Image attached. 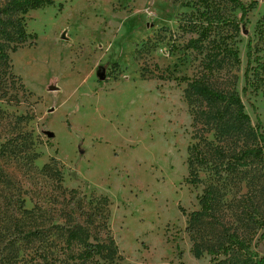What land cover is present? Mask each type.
Returning a JSON list of instances; mask_svg holds the SVG:
<instances>
[{
    "label": "rangeland",
    "instance_id": "obj_1",
    "mask_svg": "<svg viewBox=\"0 0 264 264\" xmlns=\"http://www.w3.org/2000/svg\"><path fill=\"white\" fill-rule=\"evenodd\" d=\"M242 2L245 16L229 0H54L24 16L35 36L0 59V264H236L210 252L233 232L264 254V156L250 152L264 0ZM193 81L238 94L248 120L228 124L231 105ZM195 149L206 162L191 167ZM210 189L213 209L192 217ZM103 198L120 257L80 258L70 233L106 240L90 217Z\"/></svg>",
    "mask_w": 264,
    "mask_h": 264
},
{
    "label": "trees",
    "instance_id": "obj_2",
    "mask_svg": "<svg viewBox=\"0 0 264 264\" xmlns=\"http://www.w3.org/2000/svg\"><path fill=\"white\" fill-rule=\"evenodd\" d=\"M233 4L237 5L241 11L242 16L247 15L250 5L246 6L242 0H229ZM54 3V0H8L5 4L0 6V59L8 61V53L6 47H11L13 51H16L20 44L27 41L29 38H33L35 35L28 33L26 30V24L24 16L33 9L42 8ZM12 44V45H11ZM191 89L202 95L205 99L210 101L222 100L227 103L226 112L230 105L233 108L230 114L228 124L233 120L240 123L248 120V114L243 109V103L238 94H223L219 91L212 90L206 84L200 81H193L191 83ZM223 116V114L221 115ZM256 138L257 144L250 148V152L255 156H264V123L258 122L256 126ZM206 159L198 153L195 149L194 153L189 158V164L191 167L197 163H204ZM198 177L196 172H192L190 182L196 183ZM215 204V195L213 190H208L201 198V209L193 212L192 217L198 218L203 215H208L213 209ZM107 205V199L103 198L98 200L94 206L93 212L90 217L98 219L103 217V227L106 229V240H89V232L82 225H75L74 229L70 233V238L78 240L84 244V250L80 253V258H90L94 255H100L105 259L113 261L116 256L120 257L118 247L110 236L108 228L106 226L107 214L104 213L105 206ZM103 215V216H102ZM211 253L224 254L231 258L234 257L236 264H264V254L259 255L256 252H252L249 249L247 242L242 239L237 233H229L226 236V240L216 249H211ZM196 254H201L200 249H196ZM229 258H226L220 263H226ZM233 260V259H232ZM126 264V263H120ZM217 264V263H216Z\"/></svg>",
    "mask_w": 264,
    "mask_h": 264
},
{
    "label": "water",
    "instance_id": "obj_3",
    "mask_svg": "<svg viewBox=\"0 0 264 264\" xmlns=\"http://www.w3.org/2000/svg\"><path fill=\"white\" fill-rule=\"evenodd\" d=\"M96 75H97L98 79L104 80L106 78L105 67L99 66L98 69L96 70ZM49 134L51 136L53 135L52 132H49Z\"/></svg>",
    "mask_w": 264,
    "mask_h": 264
}]
</instances>
